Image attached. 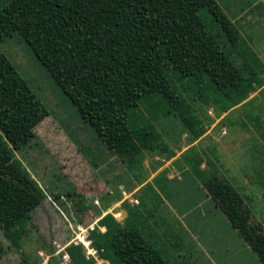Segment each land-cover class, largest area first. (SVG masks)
<instances>
[{"label": "trees", "instance_id": "trees-1", "mask_svg": "<svg viewBox=\"0 0 264 264\" xmlns=\"http://www.w3.org/2000/svg\"><path fill=\"white\" fill-rule=\"evenodd\" d=\"M10 1L0 0V10ZM10 39L31 50L108 152L128 169L142 164L146 153L167 160L175 156L152 123L162 103L171 106L193 143L206 132L194 102L214 105L216 117L225 114L220 120L225 121L228 114L251 107L257 97L248 99L250 94L264 89L262 62L215 0H30L0 23V42ZM119 87L132 101L115 95ZM48 114L0 50V229L14 245L46 198L14 151L34 138V128ZM244 115L253 117L251 110ZM202 162L198 156L187 164L198 178L207 171ZM203 185L264 264V230L244 213L241 194L213 174ZM117 189L114 200L119 201ZM127 211L122 222L110 213L102 216L88 233L90 247L107 264H168L135 212ZM3 250L0 242V264ZM65 253L68 264H96L80 244L70 243ZM45 264L59 260L51 256Z\"/></svg>", "mask_w": 264, "mask_h": 264}, {"label": "rangeland", "instance_id": "rangeland-1", "mask_svg": "<svg viewBox=\"0 0 264 264\" xmlns=\"http://www.w3.org/2000/svg\"><path fill=\"white\" fill-rule=\"evenodd\" d=\"M28 1H10L0 10V23ZM241 32L264 62V25L253 37L243 27ZM0 50L16 65L49 113L34 129V138L20 151H14L15 158L45 191L46 198L32 212L15 245L0 229L2 264H20L22 258L27 264H45L51 256L58 258L59 264H68L64 256L70 243L80 244L83 253L91 256L87 254L91 248L87 236L97 221L110 213L122 222L128 215L122 218L120 211L130 209L151 244L155 248V241L161 244L169 264H261L225 214L208 198L203 183L211 174L228 181L243 197L244 213L264 230V85L262 90L250 94L248 99L257 97L251 107L228 114L225 121L215 120L218 113L214 105L194 102L193 109L203 126L211 128L210 136L170 165L176 172L175 179L168 176L174 177L169 169H163L148 186L140 187L136 192L138 200L129 201L137 194L129 197L126 191L120 194L123 201L107 206L118 186L128 188L146 181L167 159L146 153L142 164L126 168L108 152L24 43L5 40L0 42ZM261 76L264 80V72ZM176 86L181 91L178 83ZM121 94L123 101H132L119 87L115 95ZM116 109H121L119 103ZM170 110L171 106L162 103L158 119L152 123L169 150L176 152L190 147L191 133L184 131ZM246 110H251L253 117H244ZM198 156L207 169L199 178L187 165ZM111 206L114 208L110 212L107 209ZM91 257L96 264H107L98 254Z\"/></svg>", "mask_w": 264, "mask_h": 264}, {"label": "crops", "instance_id": "crops-1", "mask_svg": "<svg viewBox=\"0 0 264 264\" xmlns=\"http://www.w3.org/2000/svg\"><path fill=\"white\" fill-rule=\"evenodd\" d=\"M216 3L219 5V7L221 8L222 12L231 20V22L236 26V28L238 29V31L240 32L241 36H242V32H241V28L243 27L245 31H247L248 35L253 37V35H256V33L259 30V27H262L264 25V0H215ZM244 37V36H242ZM244 39V38H243ZM245 40V39H244ZM248 46L250 47V49L257 55V57L260 59V61L262 62L263 66H264V62L261 60L260 55L258 53V51L253 48V46L250 44L249 40H246ZM222 119V115L219 117H215V120L218 121L219 119ZM44 120V119H43ZM42 120V121H43ZM214 120V121H215ZM41 121V122H42ZM40 122V123H41ZM37 126V125H36ZM211 127V126H210ZM36 128V127H35ZM34 128V129H35ZM210 129H206V132L204 133L203 136H201L199 139H197L196 141H194L193 143L190 144V147L187 148H182L179 151L175 152V156L170 158L169 160L162 161V165L158 166L155 171H152L150 173V175L148 176V179L144 182H137L136 184H132L129 185V188L127 190L128 192V196H134L136 195L138 192V190H140V187L144 188V186L146 184H148L149 181L155 180L157 178V176L159 175V173L161 172V170L163 171L166 169H169L170 172L169 173H173L174 177L172 175H168L171 179H175V175L176 172L174 170L170 169V165L176 161L177 159L182 157V154L185 153L186 151H188L193 145H197L199 141H201L203 138H206L208 136H210ZM35 133V132H34ZM156 161H161V159L159 158H155ZM214 160V159H213ZM215 161V160H214ZM206 162L209 163L208 160H206ZM218 162V160L216 161ZM202 164H206L205 161L201 163L200 167L201 168H205L202 166ZM188 170H186L187 172ZM179 174V173H178ZM181 175V174H180ZM178 175V177L180 179H182V177ZM118 188L121 190V192H126L125 188L123 185L118 186ZM112 191L110 190L109 193H111ZM137 192V193H136ZM207 193V192H206ZM208 195V193H207ZM127 196V197H128ZM136 198L139 197L138 194L135 196ZM134 200H129V201H136L139 198ZM208 198H210V196L208 195ZM211 199V198H210ZM212 200V199H211ZM121 201H123L122 199H120L119 201L114 200V198L112 200H110V202L107 203V206H110L111 203H120ZM109 204V205H108ZM216 205V204H215ZM114 207L111 206L109 209H113ZM173 208V207H172ZM174 210V208H173ZM111 212V210H109ZM175 212H179L178 210H175ZM120 214H122V218H125L128 214L127 211L125 210H121ZM113 215V214H112ZM181 217V216H180ZM126 219V218H125ZM117 220V219H116ZM118 221V220H117ZM171 240V239H170ZM154 243V242H153ZM155 245H157V249L161 252V254L163 253V249L161 244H159V242L155 241ZM159 245V246H158ZM163 255V254H162ZM165 258V257H164ZM167 260V259H166ZM168 261V260H167ZM169 264V263H168Z\"/></svg>", "mask_w": 264, "mask_h": 264}, {"label": "built area", "instance_id": "built-area-1", "mask_svg": "<svg viewBox=\"0 0 264 264\" xmlns=\"http://www.w3.org/2000/svg\"><path fill=\"white\" fill-rule=\"evenodd\" d=\"M124 194V193H123ZM115 218H116V216L115 215H113ZM103 231V230H102ZM88 246H90V241H89V243H88ZM85 254V253H84ZM87 254H90L91 256H93V255H95V254H97L96 253V251L95 250H93L92 248H90L89 250H87ZM86 255V254H85ZM87 257H89V255H86ZM64 258H68L67 257V255H65L64 256Z\"/></svg>", "mask_w": 264, "mask_h": 264}]
</instances>
